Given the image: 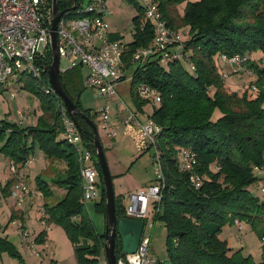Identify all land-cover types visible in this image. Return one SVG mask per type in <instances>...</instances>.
<instances>
[{
	"label": "trees",
	"instance_id": "16d2710c",
	"mask_svg": "<svg viewBox=\"0 0 264 264\" xmlns=\"http://www.w3.org/2000/svg\"><path fill=\"white\" fill-rule=\"evenodd\" d=\"M136 15L132 18L131 40L125 43L123 62L131 70L130 97L134 112L141 113L150 100L140 98L138 89L147 86L159 98L158 106L149 116L160 128L157 137L161 152L164 188L160 202H151L149 217L163 224L166 233L167 264H264V198L253 195L250 188L263 179L255 169H264V69L253 54H264V0H153L166 25L172 30L188 28V40L183 53L189 66L182 61L166 67L153 57L143 67H132L131 54L148 46L152 40V25L144 17L136 0ZM187 1L183 12L178 6ZM83 0H56L59 12L69 17L81 16ZM76 5L74 10H70ZM77 10V11H76ZM78 14V15H77ZM115 35L112 39H118ZM249 57V69L256 75L254 90L229 91L220 77L217 61L220 55ZM46 62L51 63L47 50ZM260 62V61H259ZM80 68L60 74V83L77 110L93 120L95 113L79 104L82 86ZM19 83L32 92L40 116L33 126L21 127L0 121V153L18 169L39 150L47 159L64 163L65 172L51 180L65 191L64 197L53 205L43 204V222L59 226L69 240L77 264H100L104 257L103 234H99L82 203V179L76 154L63 134L60 122V99L49 91L46 69L38 79L22 74ZM219 117L213 116L215 111ZM81 140L93 156L99 175L100 195L94 201L95 213L105 215L104 190L95 158L93 131L78 115ZM93 122V121H92ZM188 148L196 156L194 172L202 179L193 189L188 175L176 167L180 149ZM16 178L0 188L4 198L10 197ZM35 189L42 199H50L49 183L37 177ZM124 198L115 195V214L126 218ZM158 209V212H157ZM20 219L13 212L9 222ZM234 223L246 224L262 242L261 260L254 263L243 256L242 249H232L219 236L222 229ZM46 231L33 240L44 243ZM121 242L115 239L116 261L122 256ZM6 254L22 263L15 245L0 233V264Z\"/></svg>",
	"mask_w": 264,
	"mask_h": 264
},
{
	"label": "built area",
	"instance_id": "2783aa9c",
	"mask_svg": "<svg viewBox=\"0 0 264 264\" xmlns=\"http://www.w3.org/2000/svg\"><path fill=\"white\" fill-rule=\"evenodd\" d=\"M138 3L143 8L144 17L152 25L153 37L148 46L138 48L131 54L130 65L143 67L153 57H157L162 66L184 59L183 41L179 30H172L166 25L153 0H138ZM81 6L82 9L76 10L81 16L69 17L68 14H64L57 24L59 62L64 59L67 63L66 67L59 66L60 74L85 67L86 73L82 77L84 89H92L101 96H115L117 85L126 79L128 72L123 62L125 42L112 39L113 35L107 22L109 12L104 0H89ZM51 20V0H0V86L9 81L19 83L22 74L31 75L35 79L41 77V72L49 65L46 62V53L47 50L50 51ZM184 35L188 36V32H184ZM249 60L246 55L219 56L221 63L233 67V73L242 72L251 76L253 72L248 67ZM189 67L191 71L194 70L193 66ZM220 77L223 81L228 79L226 74H220ZM48 88L54 93L49 85ZM250 88L255 89L254 86ZM138 92L140 98L144 100L159 102L158 95L147 86L139 87ZM153 94L156 100L151 98ZM127 113L128 118L124 124L136 127L145 140L147 150H152L151 159L156 180L146 191L128 195L126 218L141 220L146 225L151 202H160V193L164 188L161 152L157 139L160 128L149 116L141 122L136 112L129 110ZM95 114L99 115L100 128L107 133L110 117L108 106L98 109ZM59 115L63 135L77 157L82 179L81 201L84 204L93 202L100 195L99 175L93 156L84 146L80 133L63 104L59 107ZM32 161V158H29L19 167L20 176L16 177V183L11 189L10 198L17 210H20L27 201L32 202L33 199L38 200L36 197H42L21 180V174L30 167ZM196 162V156L190 149L179 150L176 167L180 173L188 175L193 189H198L202 184L201 177L194 172ZM9 170L16 174L18 168L10 163ZM255 171L258 174L264 173V169L256 168ZM259 192L264 198V176L260 182ZM41 223L45 226V231L48 230V226L43 221ZM18 235L23 241L29 237L28 233L21 229ZM32 244L34 245L30 242V245ZM149 246L150 236H145L143 231L136 252L121 257L116 264H156L149 258Z\"/></svg>",
	"mask_w": 264,
	"mask_h": 264
},
{
	"label": "rangeland",
	"instance_id": "374dc122",
	"mask_svg": "<svg viewBox=\"0 0 264 264\" xmlns=\"http://www.w3.org/2000/svg\"><path fill=\"white\" fill-rule=\"evenodd\" d=\"M89 0H83L86 4ZM107 11L109 12V17L107 18L109 30L112 35L119 37L117 40L123 41L125 43L131 40L132 33V18L136 15V9L134 4L128 0H104ZM138 2V0H136ZM196 1V0H187ZM187 1L182 2L178 6V12L181 14ZM188 31V28L183 27L179 29L181 40L185 43L188 40V36L184 35V32ZM253 58L260 68L264 69V54L257 52L253 54ZM182 64L186 69H190L187 62L183 61ZM260 61V62H259ZM67 63L64 59L59 62L60 68L66 67ZM217 66L220 74H226L228 79L224 81L225 87L229 91L234 90H244L253 86V82L256 79V75L252 73L251 76L245 75L242 72L233 73V67L217 61ZM166 67V66H165ZM82 73L85 75L86 68H82ZM132 69L128 70L126 73V79L123 80L121 84V91L117 93V88L115 90V96H101L92 89H81L80 86L77 87L79 91V104L85 110H90V113H95L98 109L103 108L105 105V100L108 98H119L120 102L124 103L126 108H133L131 97H130V78ZM83 75V76H84ZM237 76V77H236ZM14 97H11V95ZM119 95V96H118ZM152 99L156 100V96L153 94ZM119 104V102H118ZM158 106V101L146 105L144 108V116L141 115L140 119L150 116L153 109ZM106 107V106H104ZM125 109V108H124ZM123 116L118 118L109 117L108 120V132H104L100 128L99 115L93 118V124L96 127L98 138L103 149V153L107 162V166L112 179L113 190L116 196L123 197L122 204L127 207L128 201L127 197L130 194H135L138 191H146L150 183H155L156 177L154 174V167L151 164V159L149 154L143 153L145 140L141 136L140 131L132 126L126 125L124 122L128 118L129 111ZM27 115V116H26ZM220 113L216 110L213 116L219 117ZM40 116V110L38 107V100L36 96L30 92L28 89L23 88V83H15L14 81H9L6 84L0 86V121L9 124H18L21 127L33 126L36 122L37 117ZM64 135L60 136L62 139ZM1 148V143H0ZM152 154V150H150ZM32 164L28 169L21 174V180L29 185L34 191L35 180L37 177H41L46 180L50 189L52 190V197L50 199L38 198V200L33 199V201L28 204L25 203L20 210H24L25 207H32L33 209L27 208L24 212V220L15 219L13 222H9V212L6 211V207L12 204L10 197L4 198L0 192V233L7 234V238L21 250V243L17 235H13L14 232L21 231L27 232L29 237L28 240L33 241V236L41 230V222L43 220V204L47 203L53 205L64 197L65 191L59 188L58 185L52 184V180L55 176H62L65 172V165L62 162L44 159L38 157L34 154L32 157ZM10 163L5 160L0 153V188H2L6 182L11 178H16L20 176L19 169L16 174L10 172ZM264 176V173L261 174ZM16 183V182H15ZM14 183V185H15ZM260 183L253 185L250 190L253 195L262 197L259 192ZM9 200L5 202V200ZM263 198V197H262ZM87 204V203H86ZM92 205L93 202H88ZM12 206V205H11ZM14 206V203H13ZM89 207V206H88ZM15 208V207H14ZM16 209V208H15ZM150 211V210H149ZM90 219L92 220L97 232H100V227L94 220V216L89 213ZM16 225H13V223ZM24 222V223H23ZM24 226V228L22 227ZM53 230L59 232L64 238H66L63 230L55 225L51 224ZM7 228V231H5ZM58 233V234H59ZM144 235L150 236V246H149V258L157 263L167 264V252H166V233L163 224L160 222H152L151 217L147 218ZM17 236V237H16ZM60 236V235H59ZM222 240H225L229 247L232 249H242L243 256H250L254 263H258L261 260L262 253V242L258 239L257 235L251 231V229L243 223H234L233 225L225 226L219 236ZM31 241L26 242L30 244ZM57 248L59 251H63L65 254V248L61 246V243H57ZM21 253V251H20ZM23 253V252H22ZM4 259V264L10 261L14 264L16 261L12 260L8 255L4 254L2 256ZM103 257L100 260V264H104Z\"/></svg>",
	"mask_w": 264,
	"mask_h": 264
},
{
	"label": "water",
	"instance_id": "95a60500",
	"mask_svg": "<svg viewBox=\"0 0 264 264\" xmlns=\"http://www.w3.org/2000/svg\"><path fill=\"white\" fill-rule=\"evenodd\" d=\"M73 5L70 10H74ZM52 20L49 35V48L51 52V63L46 66L47 83L60 99L68 115L73 120L79 133L81 129L75 118L78 115L82 120L88 123L93 131V145L95 149V158L101 173V183L104 190L105 199V228L107 230L104 240V257L106 264H116L115 257V239L118 236L121 242V256L134 254L138 248L140 238L144 231V222L131 218H117L115 214V194L112 185V179L107 166V162L100 144L97 130L92 120L87 118L84 113L77 110L75 104L64 92L60 83L59 56L57 44V24L65 12H59L56 7V0H51Z\"/></svg>",
	"mask_w": 264,
	"mask_h": 264
},
{
	"label": "crops",
	"instance_id": "0c3cea01",
	"mask_svg": "<svg viewBox=\"0 0 264 264\" xmlns=\"http://www.w3.org/2000/svg\"><path fill=\"white\" fill-rule=\"evenodd\" d=\"M110 31V30H109ZM111 33V32H110ZM112 34V33H111ZM80 70V74H81V77H83V73H82V68L79 69ZM237 77V76H236ZM121 84L119 83L117 85V93L119 94V92L122 90L121 89ZM129 88H130V85H129ZM119 96V95H118ZM105 105L104 106H108L109 108V112H110V117H115V118H118L119 116H123L124 113L126 112V106L124 105V103L120 102L119 98H108L106 99L105 101ZM119 102V104H118ZM103 106V107H104ZM125 108V109H124ZM145 108V107H144ZM144 108H143V111L141 113H137L138 117H139V120L141 122H144V119H140V116L141 115H145L144 114ZM128 110H131V111H135L134 108H131V109H128ZM147 117V116H146ZM146 119V118H145ZM145 144V143H144ZM145 147V145H144ZM144 153H147L149 154V157L151 159V153H150V150H147V148L145 147L144 148V151L142 154ZM38 155V157H42L44 159H47L45 158V156L39 151V150H35V155ZM151 164H152V159H151ZM153 165V164H152ZM57 176H55L56 178ZM53 178V179H55ZM52 179V180H53ZM51 181V179H50ZM154 183H150L148 186L152 185ZM115 194V193H114ZM9 200V198L7 200H5V202H7ZM12 200V199H11ZM30 203V201H28ZM26 202V203H28ZM28 203V204H29ZM27 204V206L25 207L24 210H17L14 208L13 206V201H12V206H8L6 207V211L9 212V217L12 215L13 212H17L18 215H21V218H22V221L24 220V212L27 210V208L29 207ZM93 204H94V201H93ZM93 204L92 205H89L88 203L85 205L86 206V209H87V212H88V215H90L89 213H91L93 216H94V220L95 222L97 223V225L100 227V232H98L99 234H103L104 231H105V218L103 215L101 214H98V213H95L94 211V207H93ZM42 205H43V202H42ZM89 206V207H88ZM29 209H33L32 207H29ZM90 217V216H89ZM24 223V222H23ZM42 224V223H41ZM24 228V226H22ZM96 229V228H95ZM42 230H45V226L42 225V228L41 230L37 233V235L42 231ZM7 231V228L6 230ZM97 231V230H96ZM46 237H45V240H44V243L42 244H32V245H28L26 244V242L28 241H31L33 242L32 240H27L26 241H23L22 239L19 238V235L17 232H14V236L17 235L18 238H19V241L21 243V253L18 249L17 246H15L22 258V263H20L18 260L16 259H12L14 261H16V263L18 264H77L76 260H75V257L73 255V249H72V246L69 242V240L66 238H64L59 232H56L55 230H53L52 226L49 225L48 226V230H46ZM59 233V234H58ZM3 236H6L7 237V234L4 233L3 231ZM36 234L33 236V240L36 238L37 236ZM60 235V236H59ZM16 236V237H17ZM60 242L61 243V247H64L65 248V254H63V251H59V253H57L58 251V248H57V243ZM15 245V244H14ZM23 252V253H22ZM104 259V258H103ZM105 260V259H104ZM4 262V259H2V264ZM6 264H14L13 262H6ZM103 264V263H102ZM104 264L105 261H104Z\"/></svg>",
	"mask_w": 264,
	"mask_h": 264
}]
</instances>
